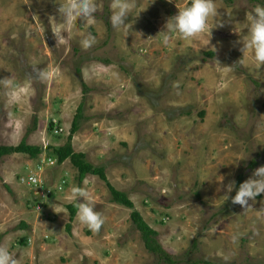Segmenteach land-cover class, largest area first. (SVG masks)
I'll return each mask as SVG.
<instances>
[{"label":"rangeland","instance_id":"obj_1","mask_svg":"<svg viewBox=\"0 0 264 264\" xmlns=\"http://www.w3.org/2000/svg\"><path fill=\"white\" fill-rule=\"evenodd\" d=\"M66 2L0 0V147L24 138L63 147L82 105L74 150L105 167L177 264H264V194L229 207L236 187L226 193L264 166V66L240 50L247 15L264 0H214L210 31L169 34L168 44L160 33L191 0H134L127 29L110 24L112 0H93L94 18L73 22L58 12ZM89 34L95 42L84 48ZM47 151L0 159V244L18 264H158L133 211L111 202L105 182L88 175L79 183L72 163ZM73 186L89 192L104 219L99 231L77 217L67 231Z\"/></svg>","mask_w":264,"mask_h":264},{"label":"clouds","instance_id":"obj_2","mask_svg":"<svg viewBox=\"0 0 264 264\" xmlns=\"http://www.w3.org/2000/svg\"><path fill=\"white\" fill-rule=\"evenodd\" d=\"M134 7V0H112L110 24L113 29L129 27L130 24L126 23V20ZM58 12L71 22L76 18L90 21L94 18L96 6L93 0H67L66 3L60 5ZM216 15L214 0H191L188 6L178 9L176 15L168 18L165 30L160 33L163 36V43L168 44L171 38L169 34L189 39L210 31L209 18ZM217 26L223 27V24L218 21ZM54 35L58 42L65 41L59 28L54 32ZM94 42L95 37L91 34L81 41L84 48L90 47ZM242 44L243 47L240 50L243 55L250 52L256 66H264V4L255 5L252 12L247 15V32ZM39 75L41 78L47 77V73L41 72ZM4 83L8 85L10 81ZM220 177V182H222L223 177ZM235 187L234 181L229 183L226 186V193H232ZM70 193L69 198L75 202L74 206L77 209L76 215L79 222L92 231H99L104 224V219L101 213L94 209L89 192L83 187L73 186ZM227 194L224 197L228 199ZM261 194H264V166L257 168L249 179L239 185L235 196L232 197V203L245 207L249 200H254ZM78 198H83V202L78 203ZM0 264H18L17 258L7 246L2 244H0Z\"/></svg>","mask_w":264,"mask_h":264},{"label":"trees","instance_id":"obj_3","mask_svg":"<svg viewBox=\"0 0 264 264\" xmlns=\"http://www.w3.org/2000/svg\"><path fill=\"white\" fill-rule=\"evenodd\" d=\"M208 58H213L215 54L213 52H209L205 54ZM108 63V61H105ZM85 88L87 91V87L85 85ZM182 110L175 111L180 112ZM184 112V111H183ZM205 113H201V116L204 117ZM83 118V106L81 105L78 108L77 114L73 120L71 133L68 138L67 143L63 147H48L47 149H43L41 146H34L29 145L26 141V138L22 140V142L18 146H1L0 147V159L6 157V156H12L14 154H24L28 155L31 159H36L43 153H45L47 150V156L48 159H54L57 161L59 165L64 164L66 161H70L72 165L78 170V181L79 183H83L84 180L87 178L88 175L98 176L102 181L105 182L107 188L109 189V192L111 194V202L114 204H117L119 206L128 208L132 210L131 214V220L134 223L136 229L141 233V239L144 243V246L146 250L150 253H152L155 258L158 260V264H177L178 260L172 257L167 251L164 250V248L161 246V244L158 241V232L150 227V225L144 220L143 216L139 211L135 209L134 203L132 202L129 195L125 192L117 190L108 180L106 169L105 167H96L93 166L90 162L86 160V155L80 154L76 152L73 148V138L80 130L81 126V120ZM38 120L34 118V127L29 130L28 134L33 133L37 129ZM53 125L51 124V128ZM60 130V129H59ZM256 161H253L251 164V167L256 166ZM244 181V175L241 174L237 178L236 182V190H238L239 185L243 183ZM49 199L52 197V194L48 195ZM197 196H199L197 194ZM257 197H260L257 196ZM47 198V197H46ZM78 202V201H77ZM75 202L72 204L67 205V210L70 214V224L67 225L66 229L71 234L72 232V223L75 221L77 215V209L74 206ZM233 203L230 202L229 207ZM43 206L46 207V205H39L38 207ZM23 228H27V225L23 224ZM23 246H27V240H22L21 243ZM198 248L197 240L193 242V249ZM186 255L190 256L191 251L187 253ZM185 264H213L210 261L207 260H190L188 259Z\"/></svg>","mask_w":264,"mask_h":264},{"label":"built area","instance_id":"obj_4","mask_svg":"<svg viewBox=\"0 0 264 264\" xmlns=\"http://www.w3.org/2000/svg\"><path fill=\"white\" fill-rule=\"evenodd\" d=\"M61 132H62V130L56 129L55 134H60ZM32 180H34V178H33ZM36 182H38V181L35 180V181H33L32 184H33L34 186H37L38 183H36Z\"/></svg>","mask_w":264,"mask_h":264},{"label":"crops","instance_id":"obj_5","mask_svg":"<svg viewBox=\"0 0 264 264\" xmlns=\"http://www.w3.org/2000/svg\"><path fill=\"white\" fill-rule=\"evenodd\" d=\"M74 148V147H73Z\"/></svg>","mask_w":264,"mask_h":264}]
</instances>
